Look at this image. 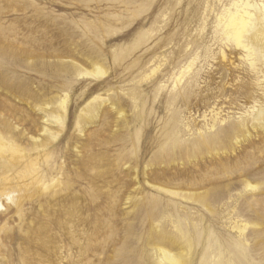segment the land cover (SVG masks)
I'll list each match as a JSON object with an SVG mask.
<instances>
[{
  "label": "rangeland",
  "instance_id": "rangeland-1",
  "mask_svg": "<svg viewBox=\"0 0 264 264\" xmlns=\"http://www.w3.org/2000/svg\"><path fill=\"white\" fill-rule=\"evenodd\" d=\"M231 2L0 0V168L50 154L47 185L0 171V264H264V133L237 128L263 98L222 38Z\"/></svg>",
  "mask_w": 264,
  "mask_h": 264
},
{
  "label": "bare ground",
  "instance_id": "bare-ground-1",
  "mask_svg": "<svg viewBox=\"0 0 264 264\" xmlns=\"http://www.w3.org/2000/svg\"><path fill=\"white\" fill-rule=\"evenodd\" d=\"M225 15H226V17L224 19V22L220 27L222 38L227 40V41L233 42L235 45L240 47V50H242L244 57H245V60L247 61L249 69L251 70V72L255 76L256 85L258 87V90H260V94L263 98V101L260 105L255 104V105L251 106L249 110L246 111V112H248L249 117L246 119H242L241 121L239 120V125H237V124L236 125L238 126L237 128H239L238 130L243 131L245 133V135L250 133L249 129H248L249 126L252 129H259V131L261 130V132L264 133V0H232L231 7L226 11ZM98 71H100V70H98ZM101 71H102V69H101ZM91 74H92V72H91ZM256 106H257V108H256ZM90 115H88V117ZM246 117H247V115H246ZM44 127H42V128H44ZM45 129H47V128H45ZM235 129H236V127H235ZM43 131H44V129H43ZM48 131H49V129H48ZM35 142L39 143V141H35ZM40 144L45 145L46 143L40 142ZM37 147H35V148H37ZM5 148H9L12 151H18L13 146V144H11V142H9V143L3 142L0 139V152H2V150H4ZM33 150H35V149H33ZM25 151L27 152V150H25ZM4 152L6 153L7 151H4ZM11 155H15V154H11ZM16 155L18 156V157H16V158H18V161L16 164H14V163H12L6 159L7 162L5 163V166H4L5 170L3 169V167H2V169L0 168L1 169L0 171L4 170V173L9 174V175L5 176L6 178L10 177V176H15V178L17 180V184H18L17 186L20 187V186L24 185V183L26 182L27 176L30 174L32 180H36L37 183H40L42 185H47V183L44 184L45 183L44 181H46V179H44V178H46L45 177L46 176L45 175L46 174V172H45L46 167L44 168L40 165V168H38V169L34 168L35 165L38 166L39 164H38V162L33 161L35 158V157H33V155L40 156L39 158L41 161V159L46 160L50 154H33V155L16 154ZM0 175H1V173H0ZM5 177H3V178H5ZM247 186H251V185L247 184ZM14 187H16V186H14ZM41 188H43V186ZM176 194H177V192H176ZM16 195L17 194L15 192H10L9 195H6V198L8 200L13 201V202H15L16 200L18 202ZM161 252H162V258L164 260H166L170 263L171 262L172 263L173 262H175V263L180 262L176 257L171 255L168 251L161 249Z\"/></svg>",
  "mask_w": 264,
  "mask_h": 264
}]
</instances>
